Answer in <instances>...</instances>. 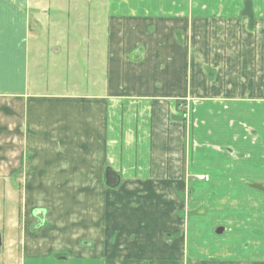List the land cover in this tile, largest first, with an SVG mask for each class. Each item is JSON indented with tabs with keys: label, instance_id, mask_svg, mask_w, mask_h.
Returning a JSON list of instances; mask_svg holds the SVG:
<instances>
[{
	"label": "crops",
	"instance_id": "crops-1",
	"mask_svg": "<svg viewBox=\"0 0 264 264\" xmlns=\"http://www.w3.org/2000/svg\"><path fill=\"white\" fill-rule=\"evenodd\" d=\"M211 4L111 0L87 39L76 33L48 51L44 1L0 0V180L20 189L27 230L38 220L22 237L24 264H58L60 252L63 264H264V192L231 183L237 198L211 204L200 189L211 180L206 150L231 147L241 129L246 164L242 144L228 155L236 162L209 158L264 186V13L253 7L251 30L248 17ZM214 134L223 143L209 146ZM207 204L245 211L219 220L224 234L229 225L247 236L217 234L207 248L189 220L190 207Z\"/></svg>",
	"mask_w": 264,
	"mask_h": 264
},
{
	"label": "rangeland",
	"instance_id": "rangeland-1",
	"mask_svg": "<svg viewBox=\"0 0 264 264\" xmlns=\"http://www.w3.org/2000/svg\"><path fill=\"white\" fill-rule=\"evenodd\" d=\"M44 5L47 7V14H45L44 17H42V21H40V29L38 32L40 33L41 37V44H43L44 48L47 49L48 51H51L54 49L56 44H66L68 41H70L71 37L74 36V34L78 33L80 34V37L83 38L82 35H84V38H86V33L87 31L97 29L101 25V21L99 22L96 18L98 14H108V9H109V2L111 0H43ZM198 1V0H197ZM205 0H200L202 3ZM209 1V0H207ZM246 1L247 0H211L213 4L212 7L217 13H229L230 15L237 14L240 16V18H245L244 21L247 22V16H243L245 7H246ZM253 1L256 3L254 5ZM258 0H251L253 7L255 6V11L256 13H261V11L264 13L263 10L260 9L261 4L257 3ZM261 1V0H260ZM61 2V3H60ZM209 5V4H208ZM206 4V6H208ZM210 5V6H211ZM95 14V19H93ZM236 16V15H235ZM66 39V40H65ZM62 41V42H59ZM69 44V43H67ZM86 46L90 44H86ZM52 55V53H50ZM82 53L79 54V59L82 61ZM54 74V73H53ZM46 76L47 80L53 79L54 76L49 77L51 73L47 74ZM246 78V77H245ZM244 80V77H243ZM66 81V80H65ZM79 82L82 83L83 87L81 88L82 91H85L87 87V83L90 82V79L88 77L86 78H81L79 79ZM89 86H92L91 83H89ZM239 108L246 109V102L240 101ZM231 108L235 106L234 104H231ZM239 120H244L246 121V117L244 118H237L236 121ZM237 130L235 129V132ZM233 134V133H232ZM234 139L230 142V146H221L217 149V151H210L207 152L208 159H207V166H206V172L210 175L211 180L205 181L204 184L200 185V189L205 187L207 190V195H206V200L210 202L211 204H215L218 199L224 198V196H227V198L232 197L237 198V192L233 191L231 193V190L229 189L231 183H236L237 184H244L245 189H252V184H257V183H252V181L248 180L245 178L247 176L244 171H241L240 174L238 175V178H235V180L230 178V174L227 172L230 167L226 166L224 162L226 163H232L241 161L244 162L242 164H246V158H245V153H246V146L247 145V134L244 132L243 129H241L240 132L234 134ZM223 138H227L224 136ZM209 146L211 144H222V137L217 136L214 134V136L209 137ZM240 144H242L244 147L241 149L242 151L238 154L237 160H232L229 158V154H233L236 151L235 148H240ZM208 147V146H207ZM218 153L224 154V162L221 161L220 165H214L211 162V159L209 156L211 154ZM241 164V163H240ZM238 172H235L234 174H237ZM193 175V173H192ZM243 178V179H242ZM11 181H6V180H0V232L2 233V238H3V249L2 253L0 256V264H24L23 261V253H22V237L24 235V232L30 230V232L36 233L38 230H34V225L35 223H38L37 219H33V212L29 216L32 218V222L28 226H26V221L24 222L25 215H26V207L24 204H22V196L20 195L19 191L20 189H12L11 184L15 187L16 182L12 179ZM192 181V191L193 193V181ZM201 181V180H197ZM221 183V184H220ZM217 184L222 185V187L216 186ZM252 187V188H251ZM200 189H197L199 191ZM21 192V191H20ZM204 195H202V198ZM189 197H187L188 199ZM193 198V197H191ZM192 201V199H191ZM257 200H255L256 202ZM193 206V204L191 203ZM191 209V214L189 215V220L190 224L192 227V224L195 222V220L200 221V226L201 229H204L201 231V235H205L206 237L205 240L207 241L206 246L207 248H214L216 250V245L214 243V239L220 238V236L217 235L216 230L219 227H222L221 220L225 219L228 215H240L241 218L246 217V212H230L229 211V206L225 207L226 212H211L210 205H205L202 210L197 209V211H193V207H190ZM185 212H183V216H185ZM222 215V216H221ZM220 217V218H219ZM24 222V223H23ZM228 231L222 235H230L234 236L237 234H240V232H244L242 235L247 236L245 229L239 230L235 227H230L229 225ZM191 235L193 236L194 229L193 227L190 230ZM27 233V232H26ZM28 234V233H27ZM245 239V240H244ZM245 241V242H244ZM243 245L246 248L247 254L251 253L253 250V246H250L249 239L243 238ZM240 243V242H239ZM247 243V244H246ZM246 244V246H245ZM242 245V244H241ZM240 245V246H241ZM53 260H55L58 264H63L67 263L70 261L67 260L68 253L66 252H60V253H54L53 255ZM42 264L44 262L41 260ZM29 261H27V264Z\"/></svg>",
	"mask_w": 264,
	"mask_h": 264
},
{
	"label": "water",
	"instance_id": "water-1",
	"mask_svg": "<svg viewBox=\"0 0 264 264\" xmlns=\"http://www.w3.org/2000/svg\"><path fill=\"white\" fill-rule=\"evenodd\" d=\"M243 16H247L249 18V23H250L249 28L252 30L254 28V25H255V16H254L253 5H252L251 0L246 1V7H245V11H244ZM109 170L110 169H108V171H107L108 177L112 176V175H110ZM114 174L118 175L116 173H114ZM119 183H120L119 178L115 180V177L112 178V182L109 183V181H108V184L113 188L117 187L119 185ZM252 187L264 192V186L262 184H252ZM35 215L39 217L40 214H39V212H35ZM41 219H42V217H41ZM225 231H226V229L224 227H219V228H217L216 233L220 235V234H223ZM2 248H3V238H2V233L0 232V256L2 253Z\"/></svg>",
	"mask_w": 264,
	"mask_h": 264
},
{
	"label": "trees",
	"instance_id": "trees-1",
	"mask_svg": "<svg viewBox=\"0 0 264 264\" xmlns=\"http://www.w3.org/2000/svg\"><path fill=\"white\" fill-rule=\"evenodd\" d=\"M109 172H110V175L114 174L112 169H110ZM36 212H39V210H37Z\"/></svg>",
	"mask_w": 264,
	"mask_h": 264
},
{
	"label": "flooded vegetation",
	"instance_id": "flooded-vegetation-1",
	"mask_svg": "<svg viewBox=\"0 0 264 264\" xmlns=\"http://www.w3.org/2000/svg\"><path fill=\"white\" fill-rule=\"evenodd\" d=\"M112 176H113V174H112ZM113 178V177H112Z\"/></svg>",
	"mask_w": 264,
	"mask_h": 264
}]
</instances>
